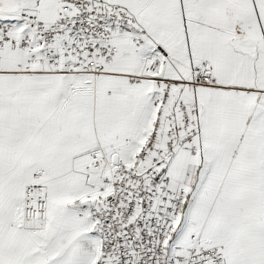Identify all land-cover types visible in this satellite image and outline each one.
<instances>
[{
	"label": "snow or ice",
	"instance_id": "6c2138e0",
	"mask_svg": "<svg viewBox=\"0 0 264 264\" xmlns=\"http://www.w3.org/2000/svg\"><path fill=\"white\" fill-rule=\"evenodd\" d=\"M0 264H264V0H0Z\"/></svg>",
	"mask_w": 264,
	"mask_h": 264
}]
</instances>
